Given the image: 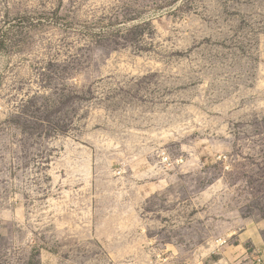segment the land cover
I'll use <instances>...</instances> for the list:
<instances>
[{"label": "rangeland", "instance_id": "obj_1", "mask_svg": "<svg viewBox=\"0 0 264 264\" xmlns=\"http://www.w3.org/2000/svg\"><path fill=\"white\" fill-rule=\"evenodd\" d=\"M0 264H264V0H0Z\"/></svg>", "mask_w": 264, "mask_h": 264}]
</instances>
